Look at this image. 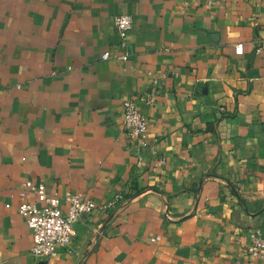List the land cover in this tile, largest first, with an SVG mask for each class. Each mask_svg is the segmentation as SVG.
I'll list each match as a JSON object with an SVG mask.
<instances>
[{"label":"crops","instance_id":"0c3cea01","mask_svg":"<svg viewBox=\"0 0 264 264\" xmlns=\"http://www.w3.org/2000/svg\"><path fill=\"white\" fill-rule=\"evenodd\" d=\"M121 14L133 18L126 61ZM129 98L145 147L121 126ZM27 180L120 198L79 219L71 254L33 257L16 210L36 202L19 196ZM255 229L264 0H0V264H264L247 251Z\"/></svg>","mask_w":264,"mask_h":264},{"label":"built area","instance_id":"2783aa9c","mask_svg":"<svg viewBox=\"0 0 264 264\" xmlns=\"http://www.w3.org/2000/svg\"><path fill=\"white\" fill-rule=\"evenodd\" d=\"M186 2L187 0H181ZM212 3V0H206ZM113 27L117 34V47L121 53L117 59L126 61L131 57L130 33L133 29V18L128 14L113 17ZM259 52V48L256 49ZM235 53H243L242 44L235 46ZM109 53H104L101 60H108ZM153 98L146 99L148 104L153 103ZM121 126L127 134L139 141L142 147L146 146L148 123L145 116L138 109L134 99H125L122 102ZM142 162L141 155L137 156V163ZM160 164L163 163L161 159ZM29 195L35 197L36 202L22 201L17 205V213L24 219L32 238L30 254L33 257L52 258L59 249L72 253V244L76 236L75 225L83 216L89 215L96 209L109 210L120 197L112 203L97 205L94 201L81 193L65 192L57 195L48 191L43 183L27 180L22 184L19 192L21 198ZM6 207H9L7 205ZM251 242L248 254L264 262V231L255 229L250 233ZM159 238L151 239L152 243Z\"/></svg>","mask_w":264,"mask_h":264}]
</instances>
